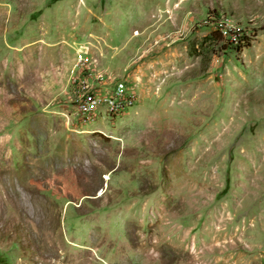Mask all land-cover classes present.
<instances>
[{
    "label": "rangeland",
    "instance_id": "374dc122",
    "mask_svg": "<svg viewBox=\"0 0 264 264\" xmlns=\"http://www.w3.org/2000/svg\"><path fill=\"white\" fill-rule=\"evenodd\" d=\"M0 264H264V0H0Z\"/></svg>",
    "mask_w": 264,
    "mask_h": 264
},
{
    "label": "built area",
    "instance_id": "2783aa9c",
    "mask_svg": "<svg viewBox=\"0 0 264 264\" xmlns=\"http://www.w3.org/2000/svg\"><path fill=\"white\" fill-rule=\"evenodd\" d=\"M220 23L219 31L226 35L223 29L227 27L226 20ZM67 84L72 109L82 123L91 122L96 114L103 113L110 118L123 115L135 104L134 95L128 93L122 83L111 84L104 72L91 68L83 54H78L72 64Z\"/></svg>",
    "mask_w": 264,
    "mask_h": 264
},
{
    "label": "trees",
    "instance_id": "16d2710c",
    "mask_svg": "<svg viewBox=\"0 0 264 264\" xmlns=\"http://www.w3.org/2000/svg\"><path fill=\"white\" fill-rule=\"evenodd\" d=\"M218 35H220V34H218ZM220 37V36H219ZM248 44L247 43H245V45H238V47L236 48L237 49V51L239 52L241 49H248ZM223 193V192H222ZM222 195V194H221Z\"/></svg>",
    "mask_w": 264,
    "mask_h": 264
}]
</instances>
